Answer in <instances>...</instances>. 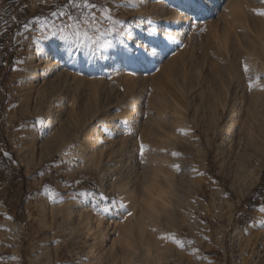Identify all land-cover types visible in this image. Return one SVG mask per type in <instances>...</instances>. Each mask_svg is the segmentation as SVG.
<instances>
[{"label":"rangeland","instance_id":"rangeland-1","mask_svg":"<svg viewBox=\"0 0 264 264\" xmlns=\"http://www.w3.org/2000/svg\"><path fill=\"white\" fill-rule=\"evenodd\" d=\"M65 2L0 0V264H264V3L101 0L77 70Z\"/></svg>","mask_w":264,"mask_h":264},{"label":"snow or ice","instance_id":"snow-or-ice-1","mask_svg":"<svg viewBox=\"0 0 264 264\" xmlns=\"http://www.w3.org/2000/svg\"><path fill=\"white\" fill-rule=\"evenodd\" d=\"M261 3H264V0H261ZM116 7H119V5H116ZM254 11L257 15L264 16V9H254ZM121 23H124V21L113 16L112 8L106 2H101V0H66L63 5L56 6V10L50 12V18L35 17L33 26L38 24L42 29H48L51 36L58 37L60 41L67 45L69 54H71L72 49L78 52L83 51L86 54H94L99 50L111 48L114 41L120 44L124 43L125 33L116 27ZM29 27L30 24H24L25 29ZM167 39L172 40L173 37L169 36ZM155 53L156 48L154 47L151 54L155 55ZM145 58L147 59V55ZM244 71L248 72L247 64L244 65ZM256 80L255 86L264 90V86L259 84L260 78L257 77ZM248 87L250 90L254 87L251 79ZM144 150L145 145L141 143V156H143ZM173 155L178 156L179 153H173ZM173 167L177 171L180 170L179 165H173ZM81 195L90 194L81 193ZM260 211L264 212V207ZM260 224L264 225V221H260ZM172 239L176 244L182 246V241L174 235Z\"/></svg>","mask_w":264,"mask_h":264},{"label":"bare ground","instance_id":"bare-ground-1","mask_svg":"<svg viewBox=\"0 0 264 264\" xmlns=\"http://www.w3.org/2000/svg\"><path fill=\"white\" fill-rule=\"evenodd\" d=\"M207 1H209V0H202V4L204 5V13H206L208 10H209V8H210V6H211V3H209V2H207ZM169 35H171V34H168L167 35V37L169 36ZM129 49V47L127 46V50ZM49 50H51V51H53L54 50V48L53 47H49ZM109 50H111V48H109V49H106V50H103V52H105V56H104V59H103V63H106V62H108V60H109V55H110V51ZM113 50V49H112ZM88 55H90V54H86V57H81L79 60H74V62H73V69H77V70H82V69H87V68H89V63L87 62V59H89L87 56ZM227 106V105H226ZM227 112V111H226ZM246 114L248 115V113L246 112ZM246 115V116H247ZM245 116V115H244ZM245 116V117H246ZM252 116V115H251ZM256 116V115H255ZM254 117V116H253ZM257 117H259V115L257 116ZM256 117V118H257ZM248 118V117H247ZM252 118V117H251ZM255 118V117H254ZM253 118V119H254ZM255 120V119H254ZM258 120V119H257ZM238 121V120H237ZM148 136V135H147ZM159 139V138H158ZM137 141V140H136ZM148 142V141H147ZM138 144V143H137ZM154 144V143H153ZM157 144V143H156ZM134 146H135V144H134ZM103 148V147H102ZM162 150H164V149H162ZM155 151V150H154ZM135 152V151H134ZM138 152H139V150H138ZM137 152V153H138ZM140 153V152H139ZM113 154H115L114 152H113ZM160 154V153H159ZM116 160V159H115ZM118 161V160H117ZM115 166V165H114ZM117 166V165H116ZM120 166V165H119ZM152 166V165H151ZM161 171V170H160ZM154 176V175H153ZM165 176V175H164ZM123 177V176H122ZM166 177V176H165ZM153 179V178H152ZM167 179V178H166ZM116 181V180H115ZM141 181V180H140ZM118 185H120V183L118 184ZM123 187H125V190H126V186H123ZM122 186H119V188H120V191L119 192H123L124 193V188H123ZM118 188V189H119ZM123 188V189H122ZM117 189V190H118ZM122 189V190H121ZM127 191V190H126ZM126 194V193H125Z\"/></svg>","mask_w":264,"mask_h":264}]
</instances>
